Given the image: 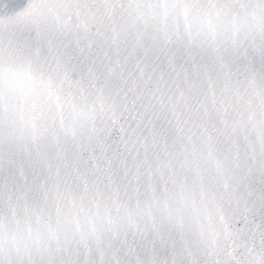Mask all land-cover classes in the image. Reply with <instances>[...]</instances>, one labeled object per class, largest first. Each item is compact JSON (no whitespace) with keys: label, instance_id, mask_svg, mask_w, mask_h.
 Returning a JSON list of instances; mask_svg holds the SVG:
<instances>
[{"label":"snow or ice","instance_id":"1","mask_svg":"<svg viewBox=\"0 0 264 264\" xmlns=\"http://www.w3.org/2000/svg\"><path fill=\"white\" fill-rule=\"evenodd\" d=\"M0 264H264V0H0Z\"/></svg>","mask_w":264,"mask_h":264}]
</instances>
